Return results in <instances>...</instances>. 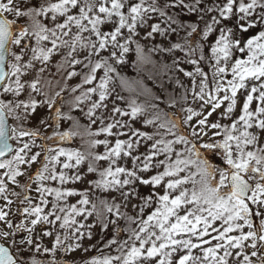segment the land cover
<instances>
[{
    "label": "snow or ice",
    "instance_id": "snow-or-ice-1",
    "mask_svg": "<svg viewBox=\"0 0 264 264\" xmlns=\"http://www.w3.org/2000/svg\"><path fill=\"white\" fill-rule=\"evenodd\" d=\"M182 13L197 22L186 23ZM140 40L154 42L147 53ZM133 45L138 63L155 65L151 53H168L161 74L188 78L169 76L167 106L176 108L178 94V112L135 99L126 110L114 102L109 108L110 84L128 85L114 65ZM52 66L62 78L55 83L46 75H55ZM77 76L80 83L70 85ZM63 121L71 126L62 130ZM76 136L88 137L83 150L56 143ZM69 182L88 187H64ZM0 201V264H68L57 253L88 252L97 245L85 242L100 234L97 244L108 252L85 264H264V0H0Z\"/></svg>",
    "mask_w": 264,
    "mask_h": 264
},
{
    "label": "rangeland",
    "instance_id": "rangeland-1",
    "mask_svg": "<svg viewBox=\"0 0 264 264\" xmlns=\"http://www.w3.org/2000/svg\"><path fill=\"white\" fill-rule=\"evenodd\" d=\"M180 35H183V32H181ZM210 35H211V34H210ZM161 39H162L161 37H156L155 43H159ZM170 39H172L173 41H175V40L177 39V37H176V36H172V37H170ZM210 42H211V41H209V44H210ZM140 43L146 45V47H145V52L147 53V49H148V47H152L154 42H153V41H150V40H149V41L140 40ZM209 44H206V45H205V49H206V50L208 49ZM132 47H133V51L129 52V53L126 55V57H125V59H124V62H123L122 64H116V65H114L116 68H124V66H125L129 61L132 60L133 56L136 55V54H135V51H134L135 45H133ZM207 51H208V50H207ZM104 54L106 55L107 53H104ZM181 55H182V54H181ZM208 55L210 56V51H208ZM151 56H153V57L155 58V60L158 61V62H156V64H159V66H157L158 70L156 71V73H157L158 75H161V72H162V69H161L160 65H161L162 63L170 64V63H171V60H172V58H173V57L170 56L168 53H159V52H153V53H151ZM135 57H136V56H135ZM81 58H82V57H81ZM54 59H55V60H58L59 57H56V58H54ZM181 66L184 67L185 70H189V71L192 70V67H193V66L190 65V64H184V63H182ZM76 70H77L78 72H80L81 74H83V71H84V70H83V68H82L81 66H76ZM210 71H211V70H210ZM51 73H55V75H54V76L51 75V74H46V75H48L49 78H51V79L53 80V83H55L56 80L62 79L61 76H60V74H59V73H56V69H55L54 66L51 67ZM98 73L102 75V71H101V70H98ZM177 74H178V73H177ZM178 75H181V77H182V74H178ZM228 78H230V75H229ZM182 79H184V81H185L186 84L188 83V78H186V77H182ZM68 83H69L70 85H72V86H75V84L80 83V76H77V77L72 78L70 81H68ZM60 86L63 87V83H61ZM84 87H87V86H84ZM110 87H114V88H115V91L113 92V94H112V96L110 97L109 101H107V103L109 104V108L112 107L113 102H114L116 106L120 107L121 109H125V110H126V109H127V104H128V102H129L130 100H132V98H129V97H126V98H125V96H124L123 94H121V93L117 90V87H116V85H115L114 82H113L112 84H110ZM179 92L182 93V92H183V89H180ZM65 94L67 95L68 99L71 98V95H72V94H70V93H68V92H65ZM76 94H77V95L79 94V90H78V92H77ZM117 95L123 97V99H122V100H117V99H116V96H117ZM177 95H178V94H177ZM94 99H95V97H94ZM135 100H136L138 103H142V104H146V103H147V102H143V101H141V100H139V99H135ZM187 103H188L189 105H191V106L197 108V109H198V107H199L198 103H194V102L192 101L191 96H189V99H188V102H187ZM240 104H242V98L240 99V101H238V107H237V109H236V114H237V115L239 114V105H240ZM225 106H226V105H225ZM82 107H85V108H86L85 105H82ZM252 107L254 108V107H255V104H253ZM170 110L173 111V110H175V108L170 109ZM222 110H223V108H221L220 110H218L217 113H215L214 116H213L211 119H213V120L216 119V118L219 116V111H222ZM38 112H40V114H41V118H44V117H45L46 113L44 112V110H38ZM100 112H103L104 115H105L106 117L110 115V113L107 112V111H105L104 109H101ZM76 113H77L78 119H80V120L82 121L83 124H87V120L83 117L82 113H81L79 110H76ZM98 114H99V113H98ZM115 119L127 120L128 117H120V116H116ZM106 122H107V121H106ZM221 122H222V123H226V122H228V121H221ZM33 123L35 124L36 122L34 121ZM63 123H64V125L66 126V125L69 124L70 122H69V121H63ZM98 126H99V121L97 122L96 125H93V126H92L93 130H95ZM133 126H134V127H137V128H142V129H144V130H148V131H151V130H152L151 128H144V126L142 125V123H141L140 121H136V122H134V123H133ZM41 130L46 131V129H43V128H41ZM81 131H82V130H81ZM113 131H116V129H114ZM124 131H127V130L125 129ZM41 133L43 134V131H41ZM209 135H210V133H209ZM96 138H97V139H105V136H104L103 134H101L99 137H96ZM107 138H108L112 143H114V141H115V137H107ZM120 138H121V139H126V137H120ZM86 139H88V137H86V136H83V137H82V136H76V137H73V143H69V144H65V143H63L62 145H59V146L64 147V148H68V149H80V150H81V147L84 146L83 141L86 140ZM36 142H37V143H47L49 146H51V147H55V146H53L54 144H53V145L49 144V143H50L49 141H42V140H39V139H38ZM96 151L102 152V151H103V146H99V147L96 149ZM140 151H144L143 147H141ZM61 159H63V158H61ZM128 163H129V166H131L130 161H129ZM34 168H35V166H33V169H34ZM83 168H84V166H81V169H82V170H83ZM69 174H71V173H69ZM95 178H98V177H96L94 174H88V179H95ZM45 183H46L48 186H50V187H61V185H59L58 182L47 181V182H45ZM33 187H35V185H33ZM64 187H71V188H75L77 191H80V190H83L84 188L88 187V185H87L86 183H79V182H77V183H72V182H69V183H68L67 185H65ZM138 190L141 191L143 194L147 195V194L149 193V191H150V188H149V186H143V185H141V186L139 187ZM16 191H20V189L17 188ZM157 191H160V190L157 189ZM30 194L34 197V202H38V194L35 193V192H32V193H30ZM96 195L99 196V195H101V194L97 191ZM47 198H48L50 201L52 200V196H48ZM11 199H13V200L15 201V200H16V197H11ZM77 199H79V196L69 197L68 200H67V203H69V204L75 203ZM0 204H3V201H0ZM16 207H17V205L14 203L13 206H12L13 211H15ZM44 207H45L46 210H47V209H49V208L51 207V204H49V205H47V206H44ZM122 210H124V209H122ZM146 210H147V209H146ZM14 219L16 220V222H19L20 217H14ZM77 219L80 220L81 222H84L82 217H78ZM93 219H94V218H89V220L86 221V223H92V222H93ZM254 223H257V224H258V220L254 221ZM216 226H217V227H220L219 222H217V225H216ZM41 227H44V226L41 225L40 227H38V228H37V232L40 231V228H41ZM57 230H58V231H61V238H63V232H62V230H59V229H58V225H57ZM245 230H246V229H245ZM93 231H94V233H97V229H93ZM22 234L25 235V233H22V232H21V233H17V236L22 235ZM215 234H216V233H213V235H215ZM209 238H210V237H209ZM51 239H52V238H50V237H44V238H43V242H44V244H46V245H48V246H51V245H50V240H51ZM94 239H95V237H94ZM94 239H93L91 242L86 241V242H85V246L93 245ZM0 241H2L3 243H5V241H3V240H0ZM69 242H71V241H69ZM212 243H215V241H213ZM92 251H93V248L90 247V250H89L88 252H84L83 250H77V251H75V252H72V253H66V254L57 253V256H58L59 258H61V256H63V259L67 260L68 262H69V261L72 262V261L81 260V263H80V264H85V261L88 260L91 256L97 255V254H93ZM246 251L250 252L251 249L246 248ZM260 251H261V252H264V247H261ZM193 254H194V255H201V253L199 252V250H196V249L193 250ZM39 258L42 259V260L47 261L48 259H50V256H49L48 254H44V255L40 256ZM254 259H257V264H258V258H254ZM230 264H234V260H233V258H230Z\"/></svg>",
    "mask_w": 264,
    "mask_h": 264
},
{
    "label": "trees",
    "instance_id": "trees-1",
    "mask_svg": "<svg viewBox=\"0 0 264 264\" xmlns=\"http://www.w3.org/2000/svg\"><path fill=\"white\" fill-rule=\"evenodd\" d=\"M182 15L184 16L186 23H193V22H197L198 20V17L195 14L182 13ZM199 26L201 28L203 27L202 24H200ZM205 55L206 57L209 56L208 51L206 49H205ZM135 56L136 55L133 56L132 60L129 61L124 66V68H117V72L119 73V76L124 77L128 81V85H126L125 87H121L119 79H116L114 83L117 87V90L121 94H123L125 98L129 97L132 99H139L147 103L148 102L158 103L161 108L171 111L170 109H168V106H167V98H168L169 93L173 92L174 84L172 81L169 80V76H175L178 74L168 73L165 75H162V74L158 75L156 71L158 70L157 66H159V64L153 65L152 63H147V62L138 63L137 57ZM151 59L158 62L157 60H155L153 56H151ZM210 63L211 62L206 59L205 61L202 62V67L204 68L205 71L209 73V77L211 78V71L209 67ZM112 75L115 76L116 74H112ZM161 85H164V87H161ZM56 90H59V89L57 88ZM155 96H159L161 99L159 101H156L153 99V97ZM64 97L66 100L68 99L65 93H64ZM177 100H178V103H177L175 110H173V112H178L181 104H183V101H179V95H177ZM65 110L67 109L65 108ZM72 114L78 119L76 111H74ZM80 123L83 124L81 120H80ZM70 126H71V122L67 124L66 126L62 122V130L67 129ZM43 129H46V131L41 130L43 131V134H46L49 136L51 135V132H52L51 128H43ZM49 142H50L49 144L51 145L54 144L53 146H56V143H59V145H62L63 143L69 144V143H73V138L71 140H66V141H57L56 143H53L52 141H49ZM84 147L85 145L81 147V150H83ZM147 211L148 210H146V212ZM106 231L107 230H105V232ZM97 233H99V229H97ZM101 238H102V234L95 236L93 245H97V247L93 248V251H92L93 254L98 255L101 251H103L104 253L108 252L107 249L103 248L102 243L97 244V242L100 241ZM60 259L65 260L63 259V256H61ZM80 263H81V260L68 262V264H80Z\"/></svg>",
    "mask_w": 264,
    "mask_h": 264
},
{
    "label": "water",
    "instance_id": "water-1",
    "mask_svg": "<svg viewBox=\"0 0 264 264\" xmlns=\"http://www.w3.org/2000/svg\"><path fill=\"white\" fill-rule=\"evenodd\" d=\"M23 236H24L23 234H22V235H19V236H16L17 241L19 242V240H20ZM0 243H3V242L0 241Z\"/></svg>",
    "mask_w": 264,
    "mask_h": 264
}]
</instances>
